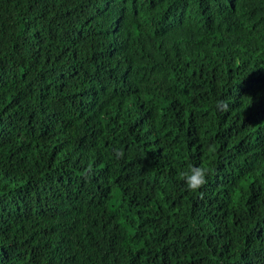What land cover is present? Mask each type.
Instances as JSON below:
<instances>
[{
  "label": "trees",
  "instance_id": "obj_1",
  "mask_svg": "<svg viewBox=\"0 0 264 264\" xmlns=\"http://www.w3.org/2000/svg\"><path fill=\"white\" fill-rule=\"evenodd\" d=\"M0 264H264V0H0Z\"/></svg>",
  "mask_w": 264,
  "mask_h": 264
},
{
  "label": "clouds",
  "instance_id": "obj_2",
  "mask_svg": "<svg viewBox=\"0 0 264 264\" xmlns=\"http://www.w3.org/2000/svg\"><path fill=\"white\" fill-rule=\"evenodd\" d=\"M217 107L227 111L229 106L223 100H220L217 101ZM115 152L118 156H123L122 150L116 149ZM207 175L208 169L206 167L192 166L188 171L181 173V178L183 179L187 190L196 192L207 183Z\"/></svg>",
  "mask_w": 264,
  "mask_h": 264
}]
</instances>
